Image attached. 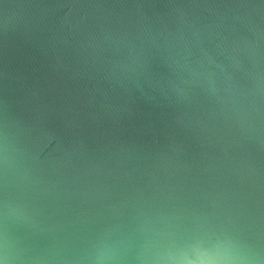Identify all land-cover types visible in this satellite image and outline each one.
<instances>
[{"label":"water","instance_id":"obj_1","mask_svg":"<svg viewBox=\"0 0 264 264\" xmlns=\"http://www.w3.org/2000/svg\"><path fill=\"white\" fill-rule=\"evenodd\" d=\"M0 264H264V0H0Z\"/></svg>","mask_w":264,"mask_h":264}]
</instances>
